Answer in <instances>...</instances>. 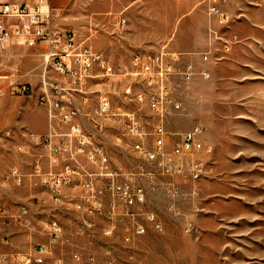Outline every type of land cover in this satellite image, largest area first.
<instances>
[{
	"label": "rangeland",
	"instance_id": "1",
	"mask_svg": "<svg viewBox=\"0 0 264 264\" xmlns=\"http://www.w3.org/2000/svg\"><path fill=\"white\" fill-rule=\"evenodd\" d=\"M50 4L58 26L73 29L81 39L89 36V42L109 53L121 68L136 50L187 53L213 47L212 58L205 61L200 55L198 67L189 60L197 69L207 68L210 77L195 76L191 89L182 93L183 114L170 122L173 130H186L197 122L204 126L201 137L210 144L205 156L210 173L194 180L157 172L133 177L145 186L144 206L154 211L163 230L149 225L130 245L118 238L90 241L74 235L70 247L95 251V264H105L106 247L115 264H264V0L225 4L232 16L222 20L223 25L209 20L206 0H51ZM123 18L124 26L118 25ZM210 26L227 37L237 34L231 50L225 51L222 40L210 36ZM37 51L17 44L0 47V237L11 233V244L0 242V250H26L45 240L39 229L51 216L69 231L76 223L74 215L54 209L45 191L31 181L22 185L5 181L10 165L17 164L28 175L34 155L45 151L44 145L29 139L31 133L45 131L47 120L36 101ZM10 80L30 83L33 90L10 94ZM109 148L122 169L148 166L125 147ZM172 185L176 193L171 192ZM21 205L29 207L34 223L30 228L4 221V215L16 216ZM66 261L81 263L68 255Z\"/></svg>",
	"mask_w": 264,
	"mask_h": 264
},
{
	"label": "built area",
	"instance_id": "2",
	"mask_svg": "<svg viewBox=\"0 0 264 264\" xmlns=\"http://www.w3.org/2000/svg\"><path fill=\"white\" fill-rule=\"evenodd\" d=\"M231 1L235 0H206L209 20L220 24L232 16L224 7ZM50 3L0 0V47L40 48L36 101L47 114L46 131L29 135L32 142L44 145V153L34 155L28 175L17 164L10 165L5 181L14 185L31 181L45 191V199L54 209L74 215L76 223L69 231L57 217L47 218L39 229L46 239L27 250L0 252L4 264H68L66 255L80 264H95V251L70 247L74 235L90 241L118 238L130 245L149 225L163 230L154 211L144 206L145 186L133 177H152L157 172L194 180V175L204 177L211 170L205 158L210 144L201 137L204 126L197 122L186 130L170 127L171 120L183 114L182 93L191 89L195 76L209 78V70L183 62L191 52L164 48L133 51L129 63L121 68L109 53L95 48L89 36L81 39L73 29L58 26ZM117 24L124 26L125 19ZM208 30L211 37L222 40L225 51L237 39L212 26ZM199 54L205 61L212 58L211 49ZM31 90L30 83L9 81L10 94ZM110 145L125 147L148 166L122 169L115 163ZM170 190L177 192L174 185ZM174 206L171 203L170 208ZM4 216L7 225H34L26 205L19 207L16 216ZM103 255L105 264H115L109 247Z\"/></svg>",
	"mask_w": 264,
	"mask_h": 264
},
{
	"label": "crops",
	"instance_id": "3",
	"mask_svg": "<svg viewBox=\"0 0 264 264\" xmlns=\"http://www.w3.org/2000/svg\"><path fill=\"white\" fill-rule=\"evenodd\" d=\"M220 25H223V24H221L220 23ZM232 34V33H231ZM230 34V35H231ZM236 36H237V34H236ZM238 38V37H237ZM208 49H211V51H212V54H213V47L212 46H209V47H207ZM37 49L39 50L40 48H38L37 47ZM231 50V49H230ZM199 52L200 51H194V52H191L190 54H187V55H189V56H184L183 57V62H187V61H189V60H192L195 64H196V66L197 65H199V64H201L200 63V54H199ZM198 67V66H197ZM39 82V81H38ZM176 118H180L179 116H175L174 117V119H176ZM47 119V118H46ZM46 129H47V120H46V128H45V131H46ZM6 234H9L10 236L8 237V240H6L5 238H4V236L6 235ZM18 237V236H17ZM11 233L10 232H5L1 237H0V242H3V243H5V244H11ZM27 250V249H26ZM2 251H7V252H17V251H20V250H0V252H2ZM23 251V250H22Z\"/></svg>",
	"mask_w": 264,
	"mask_h": 264
},
{
	"label": "bare ground",
	"instance_id": "4",
	"mask_svg": "<svg viewBox=\"0 0 264 264\" xmlns=\"http://www.w3.org/2000/svg\"><path fill=\"white\" fill-rule=\"evenodd\" d=\"M208 151H211V148L209 147ZM200 175H194V178H199Z\"/></svg>",
	"mask_w": 264,
	"mask_h": 264
}]
</instances>
